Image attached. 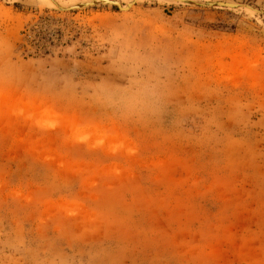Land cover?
<instances>
[{"label":"rangeland","instance_id":"rangeland-1","mask_svg":"<svg viewBox=\"0 0 264 264\" xmlns=\"http://www.w3.org/2000/svg\"><path fill=\"white\" fill-rule=\"evenodd\" d=\"M100 1L0 0V264H264V0Z\"/></svg>","mask_w":264,"mask_h":264},{"label":"bare ground","instance_id":"bare-ground-1","mask_svg":"<svg viewBox=\"0 0 264 264\" xmlns=\"http://www.w3.org/2000/svg\"><path fill=\"white\" fill-rule=\"evenodd\" d=\"M134 1V0H133ZM136 1V0H135ZM139 1H143V0H139ZM45 3L48 7H51V8H57L56 4L53 2V0H45ZM111 5V6H117L120 8V10L122 12H126L127 9H130L132 7V5L134 4L133 2L128 5L127 7H125V9H122L123 7L120 6L119 3H117V1H107V0H102L100 1L99 3L98 2H92V3H88V4H78V5H75V6H72L70 7L69 9H81V8H87L89 6H95V5ZM212 4H218V5H224L226 6L225 8H228V9H233V10H238V9H245L247 12H256V13H259L258 10L256 9H252L250 6H242V5H239V4H228V3H224V2H209V3H203L202 5L204 6H209V5H212ZM217 7V6H216ZM223 6H219L218 8H222ZM69 9H60L61 11H69ZM124 10V11H123Z\"/></svg>","mask_w":264,"mask_h":264},{"label":"water","instance_id":"water-1","mask_svg":"<svg viewBox=\"0 0 264 264\" xmlns=\"http://www.w3.org/2000/svg\"><path fill=\"white\" fill-rule=\"evenodd\" d=\"M219 7V6H223L222 8H225L226 6H224V5H218V4H212V5H209V6H207V7ZM119 8V7H118ZM120 9V8H119ZM71 10H76V9H69V11H71ZM258 12L259 13H261V14H263L264 15V11H260V10H258Z\"/></svg>","mask_w":264,"mask_h":264}]
</instances>
